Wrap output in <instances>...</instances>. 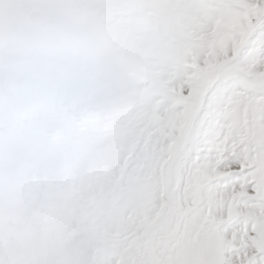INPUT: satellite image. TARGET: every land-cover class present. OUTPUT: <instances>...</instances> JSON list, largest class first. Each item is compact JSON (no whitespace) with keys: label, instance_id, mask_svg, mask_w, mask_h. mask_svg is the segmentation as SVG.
Instances as JSON below:
<instances>
[{"label":"snow or ice","instance_id":"1","mask_svg":"<svg viewBox=\"0 0 264 264\" xmlns=\"http://www.w3.org/2000/svg\"><path fill=\"white\" fill-rule=\"evenodd\" d=\"M75 7L0 0V264H264V0H110L91 36L16 35ZM81 51L118 72L71 111L57 57Z\"/></svg>","mask_w":264,"mask_h":264},{"label":"rangeland","instance_id":"2","mask_svg":"<svg viewBox=\"0 0 264 264\" xmlns=\"http://www.w3.org/2000/svg\"><path fill=\"white\" fill-rule=\"evenodd\" d=\"M76 3L78 7L50 17L32 15L25 18L15 30L16 35L21 41L27 42L44 38L42 30L49 29L55 33L87 37L95 34L99 28L113 25L122 19H118L117 14L110 9V0H76ZM32 59L33 54L23 48L12 53L15 63L28 64ZM57 60L67 69L57 74L59 95L71 111L102 107L107 103L110 85L118 72V66L110 54L94 57L85 51L61 53ZM17 83L27 86V76L18 77ZM52 163L58 165V161ZM26 227V218L5 211L6 258L8 248L18 252L26 250L25 245L18 239Z\"/></svg>","mask_w":264,"mask_h":264}]
</instances>
